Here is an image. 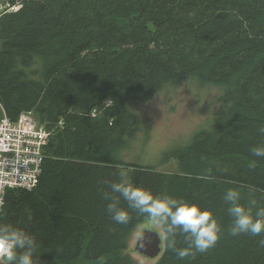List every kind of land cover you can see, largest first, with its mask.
I'll return each instance as SVG.
<instances>
[{
	"label": "trees",
	"instance_id": "trees-1",
	"mask_svg": "<svg viewBox=\"0 0 264 264\" xmlns=\"http://www.w3.org/2000/svg\"><path fill=\"white\" fill-rule=\"evenodd\" d=\"M188 80L221 89L232 116L164 152L175 171L126 162L138 124L129 101ZM0 103L12 122L31 113L50 133L38 184L9 190L0 217L35 238L39 264H137L126 250L147 219L121 198L131 219L114 223L104 196L122 180L222 226L213 248L184 259L164 240L154 264H264V233L232 236L223 200L236 188L245 207H264V157L252 152L264 148V0H23L0 18Z\"/></svg>",
	"mask_w": 264,
	"mask_h": 264
},
{
	"label": "clouds",
	"instance_id": "clouds-1",
	"mask_svg": "<svg viewBox=\"0 0 264 264\" xmlns=\"http://www.w3.org/2000/svg\"><path fill=\"white\" fill-rule=\"evenodd\" d=\"M264 134V128L260 129ZM257 157H264V148L252 150ZM212 179L211 176L205 177ZM111 192L104 193L107 212L114 223L127 225L131 216L119 206L122 198L130 209L162 230L166 248L184 259L195 253H206L213 248L222 234V226L213 213L202 209L195 203H187L170 196H154L143 187L133 186L125 181L113 182ZM116 194V195H113ZM241 193L236 188H229L223 200L227 205V214L231 219L228 231L232 236L250 234L259 236L264 233V207L258 206L253 199L249 206L240 203ZM3 201L0 200V206ZM255 208V215H253ZM183 236L187 246L177 248V237ZM38 245L33 236L10 224L0 225V264H39Z\"/></svg>",
	"mask_w": 264,
	"mask_h": 264
},
{
	"label": "rangeland",
	"instance_id": "rangeland-1",
	"mask_svg": "<svg viewBox=\"0 0 264 264\" xmlns=\"http://www.w3.org/2000/svg\"><path fill=\"white\" fill-rule=\"evenodd\" d=\"M221 94L217 87L188 80L178 87H165L149 101H129V110L137 116L138 124L128 136L131 144L123 159L166 172L175 171L174 163L161 164L164 152L188 143L194 133L212 130L232 116V107L221 100ZM148 229L164 239L158 226L148 220L139 224L126 250L137 264H154L158 260L146 259L135 250L140 233Z\"/></svg>",
	"mask_w": 264,
	"mask_h": 264
},
{
	"label": "built area",
	"instance_id": "built-area-1",
	"mask_svg": "<svg viewBox=\"0 0 264 264\" xmlns=\"http://www.w3.org/2000/svg\"><path fill=\"white\" fill-rule=\"evenodd\" d=\"M23 0L14 4L0 0V18L17 12ZM110 104V101L107 103ZM0 110V217L5 196L9 190L30 191L36 187L42 171L44 148L50 133L39 124L31 113H21L15 122L5 115L1 103ZM96 111L91 113L95 116Z\"/></svg>",
	"mask_w": 264,
	"mask_h": 264
},
{
	"label": "water",
	"instance_id": "water-1",
	"mask_svg": "<svg viewBox=\"0 0 264 264\" xmlns=\"http://www.w3.org/2000/svg\"><path fill=\"white\" fill-rule=\"evenodd\" d=\"M164 239L154 230H143L137 238L135 250L149 260L159 259L163 253Z\"/></svg>",
	"mask_w": 264,
	"mask_h": 264
}]
</instances>
